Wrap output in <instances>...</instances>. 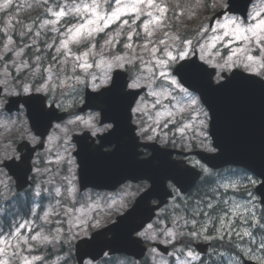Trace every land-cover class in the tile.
I'll list each match as a JSON object with an SVG mask.
<instances>
[{"label":"rangeland","instance_id":"374dc122","mask_svg":"<svg viewBox=\"0 0 264 264\" xmlns=\"http://www.w3.org/2000/svg\"><path fill=\"white\" fill-rule=\"evenodd\" d=\"M42 1L44 0H12V4L4 9L2 6L6 0H0V84L4 89L2 97L4 99L19 93L20 90L22 93L40 92L44 94L50 91L53 94L50 101L69 111L81 104V85L86 81L91 89L95 83L97 85L95 90H97L110 83L112 74L116 69L131 68L134 72L132 81L137 80L139 83L137 88H147V92L138 100L134 109V121L139 127V134L146 140H156L160 143L170 141L177 147H188L186 149H189L193 144L206 148L209 141L206 115L198 103L194 106V110L188 109L175 118L157 115V113H164L165 110L159 105L154 106L156 97L153 96V92H160L162 89L157 87L158 80L151 77L148 69L152 67V61L157 57H162L163 53L157 52L152 55L142 50L140 45L147 42L144 39L143 24L158 19L163 20L162 26L149 25V30L153 31V36L150 38L152 43H149V48H163L164 45L155 43L163 39L174 55L181 48L188 53L187 58L197 51L202 61L217 67L216 81L221 80V72L230 71L235 67L256 74L261 71L264 78V51H260L254 42L249 43L238 38L237 25L230 23V21L236 20L240 26L247 27L249 24L255 23L252 17L256 12L260 13V19H264V0L254 1L246 21L237 16L227 15L216 21L214 26L210 28L205 18L198 35L187 39L180 37L176 29V25L180 27L183 24L181 18L183 10L174 9L173 4L168 3L171 0H156V3L166 8L167 11L164 16H161L156 8H145V11L138 18H134L131 14H121L119 20L110 21V26L107 27L104 21H98L88 26L90 30L103 29L93 32L91 44L95 47L91 48L90 51L88 47L83 45L77 48L73 43H69V47L72 48L76 56H83L84 52H89L88 56H83L81 63L86 62L91 67H78L73 73L70 63L67 76H75L76 78L69 80L64 73H61L59 80L53 76L52 81L47 80L49 73L46 70L51 68L55 72L58 64L53 60V57L57 56V52L53 54L51 47L57 49L60 46V41L65 38L62 33L72 24H87L88 20L94 19V17L89 13H81L79 16L61 18L60 22L54 26L46 23V21L57 19L52 15L54 11L67 9L72 5L81 3L91 4L92 0H60L59 8H51V11L46 14L42 13L40 9ZM217 1L215 3L224 8L226 0ZM115 7L116 5L113 4V8L110 9L107 3L100 0L97 11L100 16L107 20ZM147 11L152 12V17L147 16ZM202 17L205 16L202 15ZM196 18L201 19L200 14L196 13ZM69 20H71V24L68 23ZM123 20H129L131 28L123 24ZM53 27L59 31H51ZM136 32H139L140 36H136ZM225 33L228 34L225 35ZM48 34L49 36H47ZM129 34L132 35V40L127 39ZM242 35L250 34L244 33ZM105 41H111V43H105ZM187 41H191V43L189 44ZM126 43L132 44L133 48H126ZM136 56H140L142 59L137 60L135 59ZM248 56H252L253 59L248 60ZM117 57H123V59L118 60ZM229 57L231 60L228 59ZM64 59V56L59 57V60ZM129 60L132 62L129 63ZM42 75L44 76L43 80L41 79ZM60 81H65V83L61 84ZM45 84L49 87L42 88ZM73 86H76L75 90H73ZM25 87L29 89L28 92L24 91ZM162 102L167 104L166 100H162ZM138 106L141 108L139 112L136 111ZM17 121L20 122L19 125L16 124ZM87 129L92 133L101 130L96 115L93 113L75 114L68 121L56 125L46 138V148L42 154V162L39 163L41 169L37 172V176L47 175L43 182L48 187V189H43H47V193L45 192L41 199L34 200L32 221L29 225L0 235V249L4 250L0 252V260H7L9 264H25V262L27 264H73L70 260L64 262L67 256L70 258L71 253L68 246L74 245L80 238L89 236L93 230L112 222L137 197L136 191L138 189L132 186H127L123 190L107 196L93 191L79 194L78 183H76L77 166L72 157L74 148L71 144V138L73 134L81 133ZM17 130L26 133L25 135L31 143L36 142L33 134L27 132L25 119L22 115L12 118L8 123L2 122L0 118V162L17 156L12 144V139ZM197 164L199 163L197 162ZM62 174H64L65 179L62 178ZM210 175L211 172L206 171V176ZM214 176L218 179L219 184L236 185L235 190L230 188L227 195L240 204H245L251 200L255 204L257 216L260 215L257 209L259 210L261 207L254 191L259 184L258 179L247 175L245 180H239L231 178L228 173H224L222 176ZM9 184V178L3 170H0V192H6ZM212 187L214 186L208 187V191ZM36 191L40 193L39 189H35L32 190L33 195L40 196ZM233 192L235 193L229 194ZM239 193L241 195H238ZM41 201L44 202L43 208L40 206ZM174 203L175 200L172 201V206ZM164 215V211H161L158 220L143 233V237L151 243L180 244L183 238L179 235H175V238L169 237L166 235V230L177 233L182 224H178L177 219H171V224L168 225L169 223L164 220ZM183 232H186V228L183 229ZM18 233L19 236H17ZM32 236H37V239L32 240ZM43 237H48L51 242L44 240ZM249 239L244 237L239 242L240 248L254 249L253 252L246 251L245 255L259 259L261 256L259 240L257 239L256 244H250ZM5 240L9 243L5 244ZM193 240V243L197 240L209 242L204 236ZM24 241H28V243H24ZM236 241L234 238V243ZM60 247H66V255L60 256L56 253ZM188 251L178 247L170 257H164L156 249H151L148 256L154 264H182ZM193 253L196 259L192 261V264H196L200 261V256L195 252ZM218 258L214 252L212 259ZM230 260L231 264H239L236 256ZM86 264L97 263L88 261ZM113 264L132 263L120 259Z\"/></svg>","mask_w":264,"mask_h":264},{"label":"water","instance_id":"95a60500","mask_svg":"<svg viewBox=\"0 0 264 264\" xmlns=\"http://www.w3.org/2000/svg\"><path fill=\"white\" fill-rule=\"evenodd\" d=\"M252 1L229 0L228 11L247 17ZM222 14L223 12L218 16ZM197 62V58H194L183 63L199 65L206 69L203 64L200 65ZM213 74V71L206 69L205 72H189L184 75L183 80L179 76L185 86L200 93L210 111V134L219 153L201 154L200 158L214 169L232 165L252 171L263 180L257 188V193L264 204V81L235 70L224 83L215 86L212 82ZM118 75L128 82L127 75L120 71L114 74L113 79ZM221 85L225 86L221 87ZM107 89H102L98 93L88 91L87 104L82 111L100 110L102 122L113 123L114 130L101 137L102 143L97 147L89 143L88 134L74 138L78 145L75 155L80 166L81 189L91 187L114 190L126 181L138 182L139 180L148 181L151 188L126 214L119 217L116 223L94 233L91 239H84L77 243L76 257L79 264H83L86 258L97 261L107 251L110 255L126 254L137 259L143 258L146 249L134 235L140 232L152 220L154 212L172 197L166 182H174L185 193L199 178L198 172L162 158L166 154H159L158 146H156L157 149L155 146L142 144L145 148H149L153 155L145 160L139 159L137 150L141 145L135 135V127L131 124V110L142 91L126 88L125 92L130 95L100 97V93ZM27 101H31L28 103V116L32 127L36 134L42 137L49 132L54 121L59 122L64 118L56 111L46 110L41 97L30 96ZM39 101L43 102L42 106ZM23 103L26 104L25 101ZM113 144L116 145L114 152L103 151L106 146ZM23 166L27 168V171H24L21 176L26 178L31 171L30 157L27 162L24 160ZM8 168L19 182L24 181L17 172L19 170ZM26 184L27 181L20 183L18 188L22 189ZM154 198L160 201L155 207L151 206Z\"/></svg>","mask_w":264,"mask_h":264},{"label":"snow or ice","instance_id":"6c2138e0","mask_svg":"<svg viewBox=\"0 0 264 264\" xmlns=\"http://www.w3.org/2000/svg\"><path fill=\"white\" fill-rule=\"evenodd\" d=\"M103 2L107 3L110 9L113 8V4L116 5V7L111 11V15L107 17V20H105V17L100 16L97 11L100 6V0H92L91 4L81 3L78 5H72L67 9H61L59 11L52 12V15L57 17V19L46 21V23L52 24L53 26L59 23L61 18L73 17L74 15L79 16L81 13H89L94 17V19H89L87 24H72L65 32L62 33L65 38L60 41V46L56 49L57 56L53 57V60L57 62L58 67L55 72H53L51 68L46 70L49 73L47 77L48 81H52L53 76H55L56 80H59L61 73H64L69 80L75 79V76H67L70 63L73 73H75L78 67H91V65L87 64L86 62L81 63L83 56H88L89 52H84L83 56H76L74 55L72 48L69 47V43H73L77 48L83 45L88 47L89 51L91 48L95 47V45L91 44L93 32L102 31L103 29L90 30L88 28L89 25L95 24L98 21H104L106 27L110 26L109 22L119 20L121 14H131L134 18H138L139 15L145 11V8H156L160 12L161 16H164L167 11L165 7H162L160 4L156 3V0H127V2L126 0H103ZM11 4L12 0H6V3L2 7L6 9ZM57 7L59 8V5H57ZM146 14L147 16L152 17L151 11H147ZM259 17L260 13L256 12L252 17L255 23L249 24L247 27L240 26L236 20H232L230 23L237 25L236 33L238 38H242L244 41L249 43L254 42L260 51H264V19H260ZM68 23L71 24V20H69ZM122 23L128 25L131 28L129 20H123ZM150 24L162 26L163 20H150L148 23L143 24L144 39L147 42L140 45L142 50L149 52L152 55H155L157 52L163 53L162 57H157L154 61H152V67L148 69L151 77L158 80L157 87L162 89L160 92H153V96L156 97L154 106L159 105L165 110L164 113H157L158 116L167 115L168 117L175 118L178 115H182L188 109L194 110V106L198 103L190 96V94L187 92V89L182 87L180 81L174 78L173 72L170 71L173 69V66L177 61L186 59L188 53L184 51L183 48H181L178 53L174 55L167 42L163 39L155 42L160 45H164L163 48H149V43H152L150 38L153 36V31L149 30ZM51 31L58 32L59 29L53 27ZM244 33H248L250 35H242ZM227 34L228 33H225V35ZM37 35H39V33H37ZM135 35L140 36V33L136 32ZM127 39L132 40V35L129 34ZM105 43H111V41H105ZM187 43L190 44L191 41H187ZM125 47L132 49L133 45L126 43ZM60 56H64L65 59L59 60ZM117 59L122 60L123 57H117ZM135 59L139 60L142 58L140 56H136ZM228 59L231 60V57ZM247 59L252 60L253 57L248 56ZM128 62L130 63L132 61L129 60ZM145 63L147 64V62ZM196 71L205 72L206 69L199 65L183 63L178 67H175L174 75L180 76L181 80H183L185 74ZM41 79H44L43 75L41 76ZM60 83L64 84L65 81H60ZM224 86L225 85H221V87ZM47 87H49L47 84L42 86V88ZM137 87H139L137 80H133L131 83H128L125 81L124 77L118 75L112 80L111 86L107 89V91L100 93V97L127 96L130 95V93L125 92L126 88L135 89ZM96 88L97 85L94 83L93 89L95 90ZM24 91L28 92L29 89L25 87ZM162 100H166L167 104H164ZM29 102L31 101H25V103ZM39 103L42 106L43 102L39 101ZM136 111H141V108L138 106ZM201 123L203 124V121ZM230 188L235 190L236 185L219 184L216 187L210 188L209 191H206L202 197H199L198 199L187 204L185 208L182 209V211L187 214V218L181 217V219H183V225L180 226V231L174 233L172 230H166V235L173 238H175V235H179L181 238H185L183 229L188 228L186 238L189 240L204 236L205 239H208L209 241H218L216 244V249L224 248L225 251H216L215 255L221 258L220 264H223L225 259H229L226 255L228 249L236 251L241 257H244L245 259L250 258L245 255V252H253L254 249H241L239 242L242 241L244 237H248L250 238V244H256L258 233L259 250L261 252V256L257 260L256 264H264V211H262L260 215L257 216L254 202L249 200L245 204H240L233 200L227 195ZM220 189H223V191H220ZM45 219H47V217H45ZM18 227L22 228L24 225L21 224L18 225ZM149 227H151V225ZM17 236H19V233ZM234 238L237 240L235 243ZM31 239L36 240L37 236H32ZM43 239L48 240V237H43ZM48 242L51 241L48 240ZM4 243L8 244L9 242L5 240ZM24 243H28V241H24ZM2 251L4 250L0 249V252ZM14 255H16L15 252ZM195 259V254L189 250L182 264H192V261ZM209 260L210 264H216V262L212 260V254H210ZM0 264H9V261L0 260ZM25 264H27V262H25ZM201 264H203V261H201ZM229 264H231L230 259ZM241 264H243L242 261Z\"/></svg>","mask_w":264,"mask_h":264},{"label":"trees","instance_id":"16d2710c","mask_svg":"<svg viewBox=\"0 0 264 264\" xmlns=\"http://www.w3.org/2000/svg\"><path fill=\"white\" fill-rule=\"evenodd\" d=\"M194 3H195L194 1L181 0L180 6L181 7L183 6L185 8V10H187L186 13H188L189 9L192 8L193 10L189 13L191 15H193L199 9V7H200L199 5L204 7L203 9H204L205 13H210L213 9L217 8V4L212 2V0H201L199 2V4L198 3L194 4ZM197 6H199V7L196 8ZM43 7L45 8V6H43ZM205 13H203V14H205ZM186 20L187 21H185V26H184L185 31H189L190 29H192V30L195 29V26H197L198 23L201 21L200 20V21L194 22V21H191V19H189V18H186ZM202 188L203 187H200V189H202ZM220 249L225 251L224 248H220ZM232 251H234V250H232V249L227 250V252H232ZM143 264H149V263L147 261H144Z\"/></svg>","mask_w":264,"mask_h":264},{"label":"bare ground","instance_id":"6f19581e","mask_svg":"<svg viewBox=\"0 0 264 264\" xmlns=\"http://www.w3.org/2000/svg\"><path fill=\"white\" fill-rule=\"evenodd\" d=\"M255 231V230H254ZM257 239L259 240V234L257 233ZM214 241V243L215 244H217L218 243V241H216V240H213ZM237 242V241H236ZM259 242V241H258ZM216 251H221V252H223L224 250H222V249H215V251L214 252H216ZM226 255H227V257L229 258V259H231L232 257H234V256H236L237 257V260L241 257L240 255H238V253L236 252V251H232V252H226ZM212 256H213V254H212ZM220 257L218 258V259H216V260H214V259H212L213 261H215L216 262V264H220ZM227 263H229V261H228V259H225L224 261H223V264H227ZM209 264H210V261H209Z\"/></svg>","mask_w":264,"mask_h":264}]
</instances>
